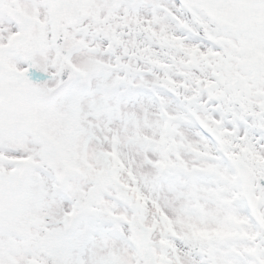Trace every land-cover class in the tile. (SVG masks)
I'll use <instances>...</instances> for the list:
<instances>
[{
    "label": "snow or ice",
    "instance_id": "snow-or-ice-1",
    "mask_svg": "<svg viewBox=\"0 0 264 264\" xmlns=\"http://www.w3.org/2000/svg\"><path fill=\"white\" fill-rule=\"evenodd\" d=\"M0 264H264V0H0Z\"/></svg>",
    "mask_w": 264,
    "mask_h": 264
}]
</instances>
